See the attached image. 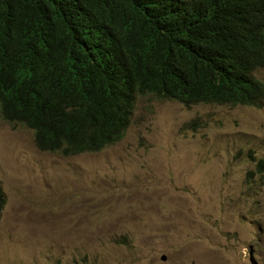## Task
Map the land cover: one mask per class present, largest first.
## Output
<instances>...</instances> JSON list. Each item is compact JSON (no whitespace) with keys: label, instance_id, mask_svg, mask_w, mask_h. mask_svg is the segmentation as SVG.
I'll use <instances>...</instances> for the list:
<instances>
[{"label":"rangeland","instance_id":"obj_1","mask_svg":"<svg viewBox=\"0 0 264 264\" xmlns=\"http://www.w3.org/2000/svg\"><path fill=\"white\" fill-rule=\"evenodd\" d=\"M260 159L264 97L137 95L118 141L68 157L0 117V264H264Z\"/></svg>","mask_w":264,"mask_h":264},{"label":"trees","instance_id":"obj_2","mask_svg":"<svg viewBox=\"0 0 264 264\" xmlns=\"http://www.w3.org/2000/svg\"><path fill=\"white\" fill-rule=\"evenodd\" d=\"M258 68L264 0H0V117L41 152L118 141L137 95L256 107Z\"/></svg>","mask_w":264,"mask_h":264},{"label":"clouds","instance_id":"obj_3","mask_svg":"<svg viewBox=\"0 0 264 264\" xmlns=\"http://www.w3.org/2000/svg\"><path fill=\"white\" fill-rule=\"evenodd\" d=\"M258 69H264V68H258ZM257 70V69H256ZM254 73V71L252 72V77L254 78V80H258V78L253 74ZM259 81V80H258ZM262 82V81H261ZM264 97V96H263ZM263 97H262V99H263ZM262 99L260 100V102H259V104L261 103V101H262ZM259 104H258V106H259ZM258 106H256V107H258ZM254 107V106H253ZM131 119V118H130ZM130 124V123H129ZM129 126V125H128ZM127 129V128H126Z\"/></svg>","mask_w":264,"mask_h":264},{"label":"water","instance_id":"obj_4","mask_svg":"<svg viewBox=\"0 0 264 264\" xmlns=\"http://www.w3.org/2000/svg\"><path fill=\"white\" fill-rule=\"evenodd\" d=\"M165 259H166L165 256L161 257V261H165Z\"/></svg>","mask_w":264,"mask_h":264}]
</instances>
